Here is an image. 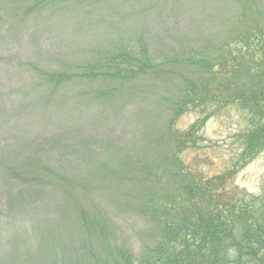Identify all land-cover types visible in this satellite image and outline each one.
Wrapping results in <instances>:
<instances>
[{"label":"rangeland","instance_id":"rangeland-1","mask_svg":"<svg viewBox=\"0 0 264 264\" xmlns=\"http://www.w3.org/2000/svg\"><path fill=\"white\" fill-rule=\"evenodd\" d=\"M246 8L244 0H51L39 11L31 0H0V264H60L59 251L69 247L70 240L81 242L79 234L89 235L59 188L23 180L15 168L21 172L20 167L27 169L38 158L85 175L90 151L109 163L111 146L141 151L144 145L139 141L153 139L149 134L158 132L164 118L157 112L158 96L168 97L175 85L172 75V83L162 80L147 89L126 83L112 92L101 81L90 85L79 80L54 92L35 69H68V73L69 68L97 66L124 47L136 33L130 31L139 28H146L148 50L154 58L171 60L193 48L208 53L220 38L227 41L234 35ZM102 92L109 97L101 96ZM243 112L234 107L210 118L200 131L202 143L196 153L200 157L186 155L185 164L206 173L207 179L220 174L223 165L236 156L247 122ZM199 117L197 112H188L177 125L185 129ZM117 183L111 192L109 187L96 190L94 184L95 191L87 195L89 203L82 204H90L91 215L112 225L119 241L120 234L131 239L133 255L151 253L155 230L137 219L136 213L121 208L128 186ZM178 185L181 181L160 175L153 193L161 194L162 202H171L179 195ZM226 187L227 193L235 189L241 194L238 204L261 198L264 152L239 170ZM97 238L91 239L95 247L100 243ZM50 244L56 249L53 262Z\"/></svg>","mask_w":264,"mask_h":264},{"label":"trees","instance_id":"trees-1","mask_svg":"<svg viewBox=\"0 0 264 264\" xmlns=\"http://www.w3.org/2000/svg\"><path fill=\"white\" fill-rule=\"evenodd\" d=\"M244 1L248 8L239 17L234 35L227 41L220 38L208 53L193 48L175 54L171 60L154 58L148 50L146 28H139L130 31L136 33L124 47L111 52L97 66L69 68L68 73V69H35L44 85L54 92L79 80L90 85L101 81L112 92L126 83L147 89L162 80L172 83L171 76L175 75L172 92L168 97L158 96L156 101L157 112L164 116L161 127L154 135L149 134L153 139L144 137L139 141L144 145L141 151L126 152L111 146L110 163L90 151L85 175L38 158L27 169L20 167L21 172L15 168L17 177L23 175V180L59 188L89 234H79L81 242L70 240L69 247L59 251L60 264H264V189L261 198L238 204L241 194L235 189L227 193L226 187L239 170L264 152V0ZM31 2L42 11L51 0ZM100 95L109 97L107 92ZM234 107L244 111L247 121L239 135L236 156L223 165L220 174L207 179L206 173L187 166L184 156L194 153L200 157L196 153L201 148L202 128L210 118ZM188 112H197L200 117L181 129L177 122ZM204 159L213 167L207 157ZM160 175L182 183L177 187L179 195L171 202L164 203L161 194L153 193ZM117 182L128 186L121 208L136 213L137 219L155 230L151 253L133 255L131 239L120 234L119 241L117 230L91 215L90 204H82L89 203L87 195L95 191L94 184L96 190L109 187L111 192ZM180 197L183 200H178ZM97 236L100 243L95 247ZM49 250L51 261H56V249L50 244Z\"/></svg>","mask_w":264,"mask_h":264}]
</instances>
